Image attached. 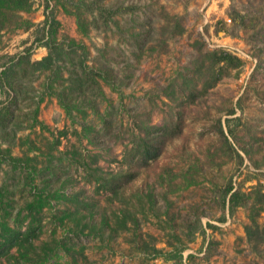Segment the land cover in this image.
I'll list each match as a JSON object with an SVG mask.
<instances>
[{"label":"rangeland","instance_id":"obj_1","mask_svg":"<svg viewBox=\"0 0 264 264\" xmlns=\"http://www.w3.org/2000/svg\"><path fill=\"white\" fill-rule=\"evenodd\" d=\"M92 1L0 8V264H264V0Z\"/></svg>","mask_w":264,"mask_h":264},{"label":"trees","instance_id":"obj_2","mask_svg":"<svg viewBox=\"0 0 264 264\" xmlns=\"http://www.w3.org/2000/svg\"><path fill=\"white\" fill-rule=\"evenodd\" d=\"M29 4V0H0V8H5L7 6L11 8H24ZM86 7L90 8V10H94L97 12L99 17L102 18L105 24H109L110 19L114 17L115 15L130 11L134 9V6L131 5H120L114 8L107 7L103 5L100 0H95L92 2L84 3ZM235 16V15H234ZM239 17L236 18L235 20L242 26L247 28L248 26H251V23L248 22V15H238ZM233 18V15L231 16ZM236 17V16H235ZM252 20V19H251ZM47 46L49 48L50 54L47 55L44 60L45 62L52 63L51 61L52 58L55 59V57L52 55L53 52V45L51 42L47 43ZM82 50L78 54L79 56V66L83 72V74L86 76L88 80H90V83L93 85H98V77H103L105 79H111L113 77V71L111 69H106L105 71L102 70H97L94 68H91L87 62H86V48L84 45H81ZM74 52L77 53V49H74ZM213 54L215 55L214 61L213 62H225L227 64L234 63L235 60H239V58L235 55H233L231 52L223 49H216L213 51ZM53 56V57H52ZM219 76V75H218ZM217 79V77L214 79V81ZM11 104L14 102V100L10 101ZM13 117V112L10 103L3 105L0 107V126H4L7 124V122L10 121V119ZM178 125V124H177ZM176 125V126H177ZM151 131V130H150ZM154 131V130H152ZM151 131V132H152ZM141 140L143 141V150L141 157L144 161H148L150 159L156 158V156L159 154L160 151V144L162 145L163 142H165L166 138L163 133L157 134L154 133L153 135H150L148 132L147 136L142 137ZM237 154L240 156L242 159V155L237 151ZM0 161H8L15 165L16 167L23 168L24 170H27V183L33 185V177L31 172L29 171V168L27 165H24V163L17 157L4 152L0 148ZM126 174H124L125 176ZM127 177H131V175L127 173ZM233 189V185L230 184L227 188V192H230ZM2 195V189L0 188V196ZM239 194L238 191H233L230 195L229 202L232 205V207L236 206L239 204ZM2 228L6 229V225L3 223L1 224ZM8 228V227H7ZM9 229V228H8ZM11 233H8V236L5 237L2 241L0 240V256L6 252V246L8 244L16 242L19 238L23 237H28L30 238L31 236L34 235L36 228H32V225H29L25 231L19 230V229H9Z\"/></svg>","mask_w":264,"mask_h":264}]
</instances>
